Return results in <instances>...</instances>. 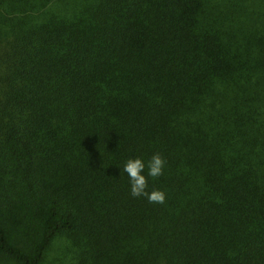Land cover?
Instances as JSON below:
<instances>
[{"label":"trees","instance_id":"1","mask_svg":"<svg viewBox=\"0 0 264 264\" xmlns=\"http://www.w3.org/2000/svg\"><path fill=\"white\" fill-rule=\"evenodd\" d=\"M60 238L70 264H264V0H0V262Z\"/></svg>","mask_w":264,"mask_h":264},{"label":"clouds","instance_id":"2","mask_svg":"<svg viewBox=\"0 0 264 264\" xmlns=\"http://www.w3.org/2000/svg\"><path fill=\"white\" fill-rule=\"evenodd\" d=\"M166 161L163 157L156 153L148 161L147 175L152 178H158L163 175V170ZM145 163L142 158H134L126 161L123 169H121V175L126 173L130 179V195L134 198L144 196L150 203L163 204L166 201V193L161 190L147 191L148 179L142 174L145 170Z\"/></svg>","mask_w":264,"mask_h":264},{"label":"rangeland","instance_id":"3","mask_svg":"<svg viewBox=\"0 0 264 264\" xmlns=\"http://www.w3.org/2000/svg\"><path fill=\"white\" fill-rule=\"evenodd\" d=\"M74 245L68 239L60 238L54 242L49 251L47 252L46 258L43 264H70L72 261V255ZM0 264H14L6 261L0 262Z\"/></svg>","mask_w":264,"mask_h":264}]
</instances>
